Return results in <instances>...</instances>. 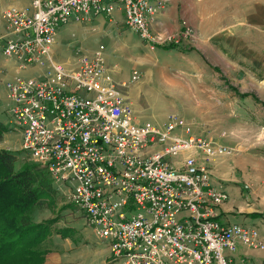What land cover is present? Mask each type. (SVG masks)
<instances>
[{
	"label": "built area",
	"instance_id": "2783aa9c",
	"mask_svg": "<svg viewBox=\"0 0 264 264\" xmlns=\"http://www.w3.org/2000/svg\"><path fill=\"white\" fill-rule=\"evenodd\" d=\"M170 0H29L1 10L7 34L0 53L19 69L39 74L5 81L6 112L20 147L43 168L57 191L109 243L121 264H233L239 245L264 248L251 223H222L220 206L229 198L215 186L205 161L229 148L197 134L192 123L170 113L162 124L135 119L111 76L104 46L74 53V64L57 62L53 44L62 26L102 16L136 32L151 44L177 34L152 31ZM137 70L129 82L139 79ZM172 156L181 159L172 161Z\"/></svg>",
	"mask_w": 264,
	"mask_h": 264
},
{
	"label": "rangeland",
	"instance_id": "374dc122",
	"mask_svg": "<svg viewBox=\"0 0 264 264\" xmlns=\"http://www.w3.org/2000/svg\"><path fill=\"white\" fill-rule=\"evenodd\" d=\"M172 6L168 28L157 32L177 34L175 40L151 44L119 21L98 16L90 23L62 26L71 25L73 36L56 43L54 58L74 64L75 51L90 53L103 45L111 76L126 83L121 89L140 122L162 124L168 114L177 113L192 123L195 133L227 146L229 153L213 158L209 167L225 172L222 179L232 178L219 181L238 187L243 206L257 215L250 222L264 240V0H174ZM5 34L6 27L0 36ZM6 58L18 66L17 58ZM133 70L140 77L128 83ZM2 79L0 74V95ZM0 104V121L7 127L0 149L13 151L14 167L20 169L31 161L9 123L6 101ZM177 159L181 156L171 158ZM53 198L32 213L35 222L56 220L50 234L67 219L84 218L61 191ZM254 253L264 264V251Z\"/></svg>",
	"mask_w": 264,
	"mask_h": 264
},
{
	"label": "crops",
	"instance_id": "0c3cea01",
	"mask_svg": "<svg viewBox=\"0 0 264 264\" xmlns=\"http://www.w3.org/2000/svg\"><path fill=\"white\" fill-rule=\"evenodd\" d=\"M170 1V3L168 2L162 12L155 18V21L151 26L152 31L157 32L159 27H162L164 29L168 28V22L171 20L174 12V8L172 6V1L174 0ZM28 4L29 0H0V12L3 6L11 5L15 7H25ZM115 17V20L119 21V24H121L123 17L120 11L115 12ZM73 31L74 29L71 25L68 27L65 26L64 28L59 30L56 36V41L53 44L52 48L53 58L56 49L58 48L56 43L62 42V39L64 38H71L73 36ZM3 32H5V26L4 23L0 20V33ZM56 61L67 65L70 64L65 61ZM108 68L110 67L108 66ZM41 70L42 69L39 66H33L29 71L25 69H19L15 59L6 58L0 53V74H2V80H4V82L16 75L25 76L34 71L36 73L38 72L37 74H39ZM3 89V94L0 95V102L6 101L5 88ZM134 115L135 119L139 121V117L136 116L135 111ZM207 138L211 139V137ZM192 153H194L193 155L195 156L197 163L204 166L211 173L212 184L215 186H220L221 188L226 190L228 196L230 197V199L228 198V200L220 206L218 219L222 223H252L250 222V220H255L257 215L253 212V210H249L252 209L251 207L245 208L243 206L244 201H242L241 199L242 196H238V187L236 189L235 187H233L236 185L229 184L228 182L221 183L219 179H222L220 177L225 175V172L220 174L216 170L210 169L209 165L215 160L211 159L210 161H205L201 153H195V151H193ZM213 172H217V174H213ZM226 174L229 173L226 172ZM223 179L222 181H228L229 179L232 180V178ZM233 179H236V177H233ZM57 228V231H53V233L49 234L47 236L48 238L44 240V244L49 242L51 247H46L47 249L49 248V250L45 254L42 264H121L119 260L113 258L108 241L99 239L94 234V232L86 225L84 218L77 217L70 220L67 219L64 222H61L60 225L57 226ZM257 251H264V249H252L244 245H239L237 250L234 253L230 254V257L234 264H261V260L258 258V254L254 253ZM260 256L264 257V254Z\"/></svg>",
	"mask_w": 264,
	"mask_h": 264
},
{
	"label": "trees",
	"instance_id": "16d2710c",
	"mask_svg": "<svg viewBox=\"0 0 264 264\" xmlns=\"http://www.w3.org/2000/svg\"><path fill=\"white\" fill-rule=\"evenodd\" d=\"M7 127L0 121V139ZM13 151L0 149V264H42L44 239L54 218L35 222L34 209L56 193L47 172L34 162L15 169Z\"/></svg>",
	"mask_w": 264,
	"mask_h": 264
}]
</instances>
